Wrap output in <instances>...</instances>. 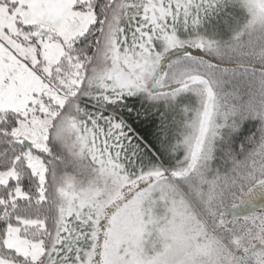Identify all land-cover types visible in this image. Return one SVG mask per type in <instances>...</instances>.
<instances>
[{
    "label": "snow or ice",
    "instance_id": "1",
    "mask_svg": "<svg viewBox=\"0 0 264 264\" xmlns=\"http://www.w3.org/2000/svg\"><path fill=\"white\" fill-rule=\"evenodd\" d=\"M0 264H264V0H0Z\"/></svg>",
    "mask_w": 264,
    "mask_h": 264
},
{
    "label": "trees",
    "instance_id": "2",
    "mask_svg": "<svg viewBox=\"0 0 264 264\" xmlns=\"http://www.w3.org/2000/svg\"><path fill=\"white\" fill-rule=\"evenodd\" d=\"M211 24V21L209 22ZM246 192H241L240 194H234L231 198L227 199L221 207L224 208L225 211L230 210L232 207L237 205L239 201L246 195ZM252 214V213H251ZM249 214V215H251Z\"/></svg>",
    "mask_w": 264,
    "mask_h": 264
},
{
    "label": "water",
    "instance_id": "3",
    "mask_svg": "<svg viewBox=\"0 0 264 264\" xmlns=\"http://www.w3.org/2000/svg\"><path fill=\"white\" fill-rule=\"evenodd\" d=\"M246 197H247V194L239 201V203L237 205H235L234 207L231 208V209H236V211L240 212L242 214V216L245 213L251 214L248 212V208L243 205V199ZM257 211H259V209H257Z\"/></svg>",
    "mask_w": 264,
    "mask_h": 264
}]
</instances>
